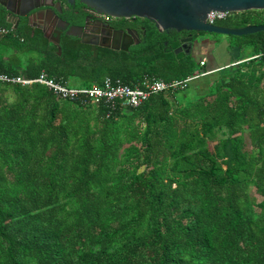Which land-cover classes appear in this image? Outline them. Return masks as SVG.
I'll return each instance as SVG.
<instances>
[{
	"label": "trees",
	"instance_id": "obj_1",
	"mask_svg": "<svg viewBox=\"0 0 264 264\" xmlns=\"http://www.w3.org/2000/svg\"><path fill=\"white\" fill-rule=\"evenodd\" d=\"M262 23L264 9L220 20ZM23 35L0 40V73L90 88L202 70L150 23L129 51ZM232 36L252 54L229 76L138 106L0 80V264H264V30Z\"/></svg>",
	"mask_w": 264,
	"mask_h": 264
},
{
	"label": "flooded vegetation",
	"instance_id": "obj_2",
	"mask_svg": "<svg viewBox=\"0 0 264 264\" xmlns=\"http://www.w3.org/2000/svg\"><path fill=\"white\" fill-rule=\"evenodd\" d=\"M32 6L38 7L26 13ZM23 12L26 15L20 16ZM147 23L156 26L154 21L145 17L113 16L99 12L79 0H0V40L11 31L18 34V31L22 30L27 34L30 32L34 39L35 32L40 31L50 45L57 47L58 52L59 46L56 42L60 36L61 46L64 34L76 36L83 44L103 46L101 43H105L115 46L116 48L108 47L115 51H129L132 46L141 43V37L146 34ZM217 24H220V20ZM167 31L179 41L178 49L181 48V51L192 56L195 50L205 48L211 39L217 40L218 43L222 41L212 38V33L207 32L177 29ZM190 37H193V40L188 44L186 41L189 40L185 39ZM20 39L27 45L32 40L24 35ZM83 39L89 42H84ZM197 39H202L201 43H197ZM127 47L128 50H125Z\"/></svg>",
	"mask_w": 264,
	"mask_h": 264
},
{
	"label": "water",
	"instance_id": "obj_3",
	"mask_svg": "<svg viewBox=\"0 0 264 264\" xmlns=\"http://www.w3.org/2000/svg\"><path fill=\"white\" fill-rule=\"evenodd\" d=\"M75 2V0H68ZM80 2L117 17L141 16L155 22L160 30L177 29L225 35H246L264 30V23L249 24L244 27H228L208 22L207 15L217 11L241 12L250 9H264V0H79ZM38 6L30 7L26 13ZM54 13V10L51 9ZM26 13L19 14L20 16ZM188 44L193 40L190 37ZM84 42H89L84 40ZM202 39H197L201 43ZM217 40H215V43ZM61 54L60 36L56 42ZM103 46L114 47L101 43ZM186 45V44H185ZM128 50V47L125 48ZM178 49L177 51H181Z\"/></svg>",
	"mask_w": 264,
	"mask_h": 264
},
{
	"label": "built area",
	"instance_id": "obj_4",
	"mask_svg": "<svg viewBox=\"0 0 264 264\" xmlns=\"http://www.w3.org/2000/svg\"><path fill=\"white\" fill-rule=\"evenodd\" d=\"M233 12L230 11H217L207 15V21L215 23L218 20L226 19ZM256 56H263L264 52ZM250 59V58H249ZM248 60V59H247ZM206 64V59L200 61L201 67ZM204 70L198 69L192 76L184 79H174L165 81L158 78L145 77L144 80L132 86L124 83L121 79H112L107 77L102 86L94 85L90 88H79L67 85L64 82L57 81L48 76L46 72H42L36 78H28L22 75L10 76L8 74L0 73V80L13 83H21L23 85L39 82L47 85L61 98L79 99L82 102H91L100 104L105 102L108 107L114 109L118 104L138 106L147 100L151 95L167 89H185L189 82L199 76L204 75Z\"/></svg>",
	"mask_w": 264,
	"mask_h": 264
},
{
	"label": "crops",
	"instance_id": "obj_5",
	"mask_svg": "<svg viewBox=\"0 0 264 264\" xmlns=\"http://www.w3.org/2000/svg\"><path fill=\"white\" fill-rule=\"evenodd\" d=\"M244 48L245 47L238 45L234 40L227 39L220 43H215V40L211 39V41L207 42L205 45V53L199 58V61L204 58L206 59V64L201 68H205L204 70L207 71V73L200 78H194V80L197 79L195 84L201 87L206 85L205 87H207L214 76L224 78L229 76L233 72L234 67L251 57L252 53L242 56ZM247 49L251 50L250 48Z\"/></svg>",
	"mask_w": 264,
	"mask_h": 264
},
{
	"label": "rangeland",
	"instance_id": "obj_6",
	"mask_svg": "<svg viewBox=\"0 0 264 264\" xmlns=\"http://www.w3.org/2000/svg\"><path fill=\"white\" fill-rule=\"evenodd\" d=\"M211 37L212 38H217V39H221L222 41H224V40H234V41H236L237 39L234 37V36H232V35H225V34H216V33H212L211 34ZM204 49V48H203ZM201 49V50H195L194 51V58L195 59H197V60H199V58L202 56V54H204L205 53V51H206V49ZM8 52H10V50H8ZM252 52V50H249V49H247L246 47L244 48V50H243V52H242V56H246V55H248V54H250ZM16 56V55H15ZM26 58H27V56L26 55H24V54H18L17 56H16V60H18V59H20V60H23V61H25L26 60ZM203 70V69H202ZM205 71V70H204ZM206 73H207V71H205ZM209 73V72H208ZM75 84H78V82H76L75 80H72L71 81V85H75ZM202 89H205V87L204 88H201L200 89V92L201 91H203ZM198 91H197V89H194L192 86H190L188 89H187V93L188 94H191V95H193V94H195V93H197ZM257 198H258V200L260 201L261 199H262V196L261 195H257Z\"/></svg>",
	"mask_w": 264,
	"mask_h": 264
}]
</instances>
